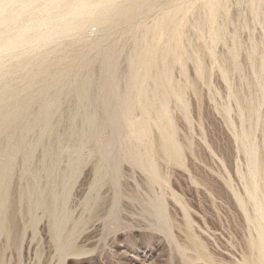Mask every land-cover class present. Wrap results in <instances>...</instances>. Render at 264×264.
<instances>
[{"label": "rangeland", "instance_id": "374dc122", "mask_svg": "<svg viewBox=\"0 0 264 264\" xmlns=\"http://www.w3.org/2000/svg\"><path fill=\"white\" fill-rule=\"evenodd\" d=\"M136 14L127 22L117 18L88 43L46 60L55 62L50 75L68 63L73 70L63 84L32 103L34 116L58 92L62 96L56 105L47 102L48 125L30 130L18 153H3L11 146L8 132L0 131V166L11 172L0 187V264L256 260L251 242L257 233L246 220L253 204L245 188L255 184L264 193V33L228 28L207 46L199 45L201 63L186 69L191 87L172 84L177 95L186 92V102L178 103L170 93L167 133L162 128L166 120L154 122L152 112L145 113L138 102L124 110L122 100L139 93L132 85L139 72L131 63L144 9ZM108 49L115 56L113 71L106 74L110 79L103 67ZM87 59L91 65L81 66ZM161 71L154 72L159 80ZM33 74L32 68L0 69V91L8 84L24 95L38 77L29 91L39 93L43 77ZM85 79L94 98L90 108L74 85ZM152 82L142 89L150 90ZM87 113L95 116L91 128ZM130 123L137 133L132 134ZM138 132L151 149L154 171L129 155L137 151ZM164 139L169 157L160 147Z\"/></svg>", "mask_w": 264, "mask_h": 264}, {"label": "clouds", "instance_id": "9594fccd", "mask_svg": "<svg viewBox=\"0 0 264 264\" xmlns=\"http://www.w3.org/2000/svg\"><path fill=\"white\" fill-rule=\"evenodd\" d=\"M140 57L165 56L169 83H185L189 64L201 63L198 47L228 28L264 33V0H150ZM123 0H0V69H28L66 47L85 44L122 13ZM180 79H176V73ZM186 102V92L175 94Z\"/></svg>", "mask_w": 264, "mask_h": 264}, {"label": "bare ground", "instance_id": "6f19581e", "mask_svg": "<svg viewBox=\"0 0 264 264\" xmlns=\"http://www.w3.org/2000/svg\"><path fill=\"white\" fill-rule=\"evenodd\" d=\"M149 2H150V0H126V2L123 3L122 13L118 17V21L117 20L116 21L118 23L129 21V19L133 15L138 13L139 10L143 9L142 6L145 3H149ZM114 22H115V20L112 21L111 23H114ZM135 49L137 51V53H136L137 55H136L135 60L131 63V68L133 67V69L135 71L139 72V74L136 73V75L132 77V82H133L132 85H134L135 88L138 87L139 93L135 98H132V97H134V96H132L131 98L129 97V98H125L122 100V101H125L124 110L129 109L130 103H132V101L138 102L145 113L152 112V114L154 116L153 119L155 120L154 122L159 121L161 123L163 121V119L166 120V124H163L162 128H163V130H165L168 133L169 129H170L169 125H168L170 118H169V115L167 114V100L169 99L168 97H169L170 93L173 94L174 87L171 83L168 82V80L165 76V63H164L165 56H164V53L160 54L159 60H157L156 57L153 56L151 59L145 58V60L143 61L140 57V52H141L140 45L138 44L135 47ZM105 51H103V54H104V52H105V54H104V59H103L104 62L103 61L102 62L104 64L103 65L104 71H105L104 73L106 75L108 72L111 73V71H113V69L111 70L110 68H111V63L114 61L113 57H115V56L113 54V49H108ZM58 59H60V58H58ZM91 62L92 61L90 59H87L83 64H81V66L82 65L90 66ZM54 64H55V62H48L45 60V61L39 63L37 66L32 67V70L34 71V74H33L34 76L40 75L43 77V79H45L44 81H42L43 79L41 80V82H43V84L40 87V90L38 91L39 93L32 94L29 91V87L34 83L35 79L36 80L40 79V78L38 79V77L34 78L33 76H32L33 78L30 80L29 87L26 90V93L24 95H22L21 93L13 91L11 89V87H9L8 84H6L3 87L2 91H0V119H1L0 131H7L8 132V137L6 138V142H7V144H9L11 146L9 150H4L3 153L10 154V155H12V154L14 155V154L18 153L21 146L23 145V139H24L25 135L30 130H32L36 125H38L40 123L44 124L45 126L48 125V123H47L48 122L47 121L48 115H49L48 105L50 103L48 104L47 102L52 101V103H54L53 105H56L59 102L60 97H62L61 93L58 92L53 99L51 98L52 99L51 101L50 100L47 101L45 99V101H47L46 104H44V106H42L41 110L34 116L30 115V113H31L30 107L37 97H39V96L41 97L43 94L44 95L47 94L52 88L57 87V86L59 87L60 84H63V82H65V80H67L66 78L68 77L67 76L68 73H71L69 71L73 70V67H72L73 65L71 63L70 64L68 63V65L60 67V69L57 73L50 75L51 68ZM61 64H63V63L61 62ZM84 67L85 66H83V68ZM161 67H162V69H161ZM81 68L82 67H80V69ZM87 69H88V67H87ZM158 70L159 71L163 70V71H161L163 73V75H162L163 78H161L160 80L154 74V72L158 71ZM140 72H142V73H140ZM104 78H106V77H104ZM107 78L110 79L108 76H107ZM68 79H69V77H68ZM149 80L153 81L152 83H154L155 85L150 90L142 89L143 84L145 82H148ZM76 81H78V79H76ZM80 81L77 84H74L77 88L79 99L82 103H84V105H86L85 106L86 108H90L94 103V98L91 95L92 93L90 92V89H89L90 84L88 81H86V79L84 81L83 80L81 82ZM112 82H115V81H112ZM74 83H76V82L74 81ZM138 91H136V93ZM131 94L133 95V92ZM175 94H176V92H175ZM48 96L49 95H47V97ZM86 115L87 116H85V117H86V121L88 123L87 125L90 126L89 128H91L96 123L95 122L96 121L95 116L93 113H87ZM159 122L157 123V126L160 125ZM129 128H131L132 134L136 132L135 130L132 129L133 124L130 123ZM136 135H138V136L135 139L139 143L136 146L137 151L132 152V153L130 151L131 154H129V155H131V157L133 158V161H135V163L140 164V165H144L148 169H150V171H154L155 166H154V161L151 159V153H150L151 149L143 141L141 133L138 132V134H136ZM143 137H145V136H143ZM160 137H161V135H160ZM170 138L169 139L167 138V139L170 140ZM171 140H172V138H171ZM159 142H157V143H159ZM164 142L165 143H163V144H160V143L159 144H160V147H161L163 154L169 157V152H168L169 149L166 145V142H167L166 139H164ZM156 149L159 150V148H156ZM126 153L128 154V152H126ZM134 153H136V154H134ZM170 153H172V152H170ZM174 161H175V159H174ZM10 173L11 172H10L9 166H6V165L0 166V187L5 183V181L9 177ZM245 191L248 195V198L252 201V204H253V209H252L253 215H251V214L247 215L246 220H247L248 226H249V224H253L255 226V231L257 233L256 239L251 242V247L253 249H256V251H257V257L255 256L256 260H253L251 258L252 263L253 264H264V193H263V195H261L262 194L261 188L255 184L252 185L251 187H246ZM2 197H3V195H2ZM244 204H245V202H244ZM252 204H251V207H252ZM0 208H1V204H0ZM242 208L245 210L244 207H242ZM253 237H254V235H253ZM203 254H205V253H203Z\"/></svg>", "mask_w": 264, "mask_h": 264}]
</instances>
